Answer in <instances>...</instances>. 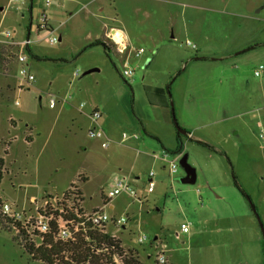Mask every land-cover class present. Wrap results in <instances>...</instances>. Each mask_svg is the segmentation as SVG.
<instances>
[{
    "label": "rangeland",
    "instance_id": "374dc122",
    "mask_svg": "<svg viewBox=\"0 0 264 264\" xmlns=\"http://www.w3.org/2000/svg\"><path fill=\"white\" fill-rule=\"evenodd\" d=\"M43 13L50 35L36 30ZM0 28L11 34L0 35V202L29 210L73 183L86 211L127 220L120 228L108 223L105 232L142 264H159L161 249L165 264H257V245L264 249V74L254 71L264 66V0H0ZM111 29L126 35L132 52L144 50L139 58L130 53L131 79L121 76L124 57L106 38ZM26 39L33 55L65 63L37 61L21 46ZM95 41L111 46L108 57L103 47H88ZM22 53L34 77L29 84L18 75ZM95 110L99 127L116 138L108 149L88 136L99 128L90 117H79ZM172 115L190 135L182 136L179 154ZM185 155L193 185L181 182ZM115 179L135 196L120 194L103 207ZM13 235L0 230V264H42Z\"/></svg>",
    "mask_w": 264,
    "mask_h": 264
},
{
    "label": "built area",
    "instance_id": "2783aa9c",
    "mask_svg": "<svg viewBox=\"0 0 264 264\" xmlns=\"http://www.w3.org/2000/svg\"><path fill=\"white\" fill-rule=\"evenodd\" d=\"M14 3H22L24 0H11ZM50 2L45 3V9L50 7ZM37 32L42 31L47 35L52 33V29L49 26L48 18L45 13H43L36 25ZM0 35L4 39L9 40L11 34L9 32H4L0 28ZM112 47L116 53L124 57V62L122 64L121 76L124 79H131L134 74V69L130 67L129 58L132 50L128 42L125 40L123 34L117 30H114L108 35V38ZM51 45L58 43V40L54 37L48 39ZM12 45H17L16 43H11ZM186 45L193 50H196V46L187 42ZM26 50L29 49L31 43L29 39H26L21 43ZM144 53L143 49L134 50L132 54L135 58H139ZM27 57L24 53L17 57V63L20 65L18 75L20 76L21 83L29 84L34 81V77L29 73L26 65ZM264 74V66L260 65L254 71L255 77H260ZM77 76V73L75 74ZM56 99H49L50 108L56 106ZM83 107V104H81ZM90 119L93 124L101 119V114L97 110L90 114ZM88 136L92 139L99 140L101 143V148L106 149L109 146V140L105 137V133L102 129L94 128L88 131ZM260 138H264V132L260 135ZM123 141L127 140L129 137L123 135ZM137 140V136L132 137ZM158 158V157H157ZM166 152L162 153L160 159L164 162L167 161ZM169 173L175 175L178 171L176 161L172 160L169 162ZM154 172H150L147 176V192L152 193L155 188ZM120 194H129L134 197V192L131 187L125 182L115 179L112 184L109 185L108 191L103 198V207L110 204L113 198ZM33 208L29 210H19L14 204H8L0 202V217L8 219L14 224L20 226L23 229L30 241L35 245V247H40L45 243V238L51 235L54 241L63 243H75L79 237H85L88 241L87 236L93 231H99L102 234H107L105 232L108 223H111L114 228L123 227L126 224L125 218L110 219L107 214L102 209H94L90 212L83 208V201L81 197L76 194H62L60 197H54L51 200H47L41 206H35L32 204ZM189 224H182L180 230L182 233H187L189 231ZM17 231H15V234ZM113 238V236H110ZM146 241V237H139L138 243H143ZM164 250L158 251L156 256V261L159 264H165ZM115 262L119 264L117 258Z\"/></svg>",
    "mask_w": 264,
    "mask_h": 264
},
{
    "label": "trees",
    "instance_id": "16d2710c",
    "mask_svg": "<svg viewBox=\"0 0 264 264\" xmlns=\"http://www.w3.org/2000/svg\"><path fill=\"white\" fill-rule=\"evenodd\" d=\"M39 32H42L39 30ZM101 46L103 47L104 53L108 57V53L111 51V46H109L105 41H95L91 43L88 47ZM12 47V46H10ZM34 59L45 63H65V60H55L48 57H39L33 55L29 49L26 50ZM195 61H206L207 57L195 56ZM171 84V83H170ZM170 85L167 87V92H169ZM158 93V91H157ZM160 93H162L160 91ZM173 123H177L175 117L172 116ZM189 136L186 132L185 137ZM182 135L177 133L178 146L175 150V154H179L182 150ZM27 141H31L27 138ZM199 144L204 147H209L207 144L199 142ZM4 160L0 159V175L3 171ZM234 182L240 193L250 201V197L247 195L245 190L237 183L236 178ZM0 176V181H1ZM64 194H76L81 197L83 201V193L79 191L72 183L70 187L64 192ZM0 230H5L9 233H13V240L18 244V246L23 250V252L29 257L31 261L40 262L42 264H117L115 259L118 258L120 264H142L138 260L137 252L124 251L120 247V242L106 234H102L99 231H93L87 236L88 241L85 237H79L75 243H63L54 241L51 235L45 238V243L40 247H35V245L30 241L26 232L20 228L19 225L14 224L8 219L0 217ZM15 231L17 233L15 234Z\"/></svg>",
    "mask_w": 264,
    "mask_h": 264
},
{
    "label": "water",
    "instance_id": "95a60500",
    "mask_svg": "<svg viewBox=\"0 0 264 264\" xmlns=\"http://www.w3.org/2000/svg\"><path fill=\"white\" fill-rule=\"evenodd\" d=\"M95 70H91L88 73H91ZM173 116V115H172ZM174 125L176 127V132L182 136H185L186 131L179 128L177 123L174 122ZM180 167L184 170L185 176L181 179L182 184H188V185H193L195 183V171L193 168H191L188 163H187V155L183 156L181 160L179 161ZM255 210V208L253 207ZM261 232L264 234V227L261 225Z\"/></svg>",
    "mask_w": 264,
    "mask_h": 264
},
{
    "label": "crops",
    "instance_id": "0c3cea01",
    "mask_svg": "<svg viewBox=\"0 0 264 264\" xmlns=\"http://www.w3.org/2000/svg\"><path fill=\"white\" fill-rule=\"evenodd\" d=\"M115 29H111L110 30V32L108 33V34H110V33H112L113 31H114ZM119 32H121V31H119ZM122 34H123V36H124V38H125V40L127 41V37H126V35L123 33V32H121ZM106 38H108V35L106 36ZM128 42V41H127ZM128 44L130 45V43L128 42ZM89 72V71H88ZM162 100L161 101H159V103H160V105H162ZM64 104V103H63ZM62 104V105H63ZM64 106V105H63ZM84 106V105H83ZM162 108H164V109H166L167 110V107H162ZM79 117H90V115H89V112H81L80 111V114H79ZM173 121V120H172ZM174 124V123H173ZM93 125H95V126H98L99 127V124H98V122H97V124H93ZM175 126V125H174ZM100 128V127H99ZM94 129V128H93ZM101 129V128H100ZM90 130V129H89ZM88 130V131H89ZM104 131V130H103ZM104 133H105V137L109 140V146H110V144H117L116 143V138L113 136V131L112 130H110V135L108 134V133H106L105 131H104ZM190 136V135H189ZM99 141V140H98ZM121 142H122V140H121ZM109 146L106 148V149H108L109 148ZM34 197H32L31 198V200L33 199ZM190 233V227H189V231L187 232V233H182V234H184V235H188ZM258 241V240H257ZM256 242V241H255ZM259 244V243H258ZM257 251L259 250V254H257V264H261V262H262V260H264V249H262V247L261 246H259V245H257V249H256ZM218 252H219V250H218ZM258 257H259V259H258Z\"/></svg>",
    "mask_w": 264,
    "mask_h": 264
}]
</instances>
